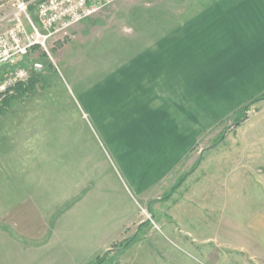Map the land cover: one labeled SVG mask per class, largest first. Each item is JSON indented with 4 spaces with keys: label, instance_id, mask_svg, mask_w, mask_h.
I'll use <instances>...</instances> for the list:
<instances>
[{
    "label": "rangeland",
    "instance_id": "1",
    "mask_svg": "<svg viewBox=\"0 0 264 264\" xmlns=\"http://www.w3.org/2000/svg\"><path fill=\"white\" fill-rule=\"evenodd\" d=\"M18 1L28 3L37 24L45 0H0V33L13 25ZM207 6L205 0H116L54 35L47 50L37 45L16 65L3 66V74L25 69L29 80L14 88L0 113V183L10 181V194L35 196L50 231L46 244L35 247L1 225L0 264H95L104 256L106 264L246 261L248 252L235 247L234 227L242 203L244 214L264 204V91L237 90L238 72L251 71L256 62L238 53L246 44L237 29L212 21L189 27L194 20H212ZM173 35L184 41L180 58L155 59L159 44ZM194 49L198 56L187 58ZM255 66L264 71L263 61ZM165 70L187 71L183 83L194 84L197 104L186 117L197 139L181 163V177L149 204L127 191L95 129L92 106L99 86L108 98L103 85L116 71ZM78 201L81 206L68 213ZM114 212L117 218L109 217ZM95 215L100 236L93 242L86 232ZM135 216L139 224L101 255L97 248L122 238L121 223ZM67 226L70 233L84 227L79 240L71 234L67 243ZM83 233L85 247L79 249Z\"/></svg>",
    "mask_w": 264,
    "mask_h": 264
},
{
    "label": "crops",
    "instance_id": "2",
    "mask_svg": "<svg viewBox=\"0 0 264 264\" xmlns=\"http://www.w3.org/2000/svg\"><path fill=\"white\" fill-rule=\"evenodd\" d=\"M205 1L208 4L205 12L210 13L212 20H194L189 27L195 28L197 24L198 27H208L211 23L207 22L212 21L217 26L237 29L238 39L246 44L238 53L243 52V57L256 61L251 71L238 72L234 81L237 90L255 86L264 91V71L255 66L260 60L264 62V0ZM204 23L208 25H203ZM183 43L175 35L166 38L159 44L155 59H179ZM162 44L164 46L161 47ZM190 53L187 58L192 59L198 56L199 49ZM153 57L152 55L150 58ZM186 73L187 71L166 70L116 71L103 85V88H108V98H102V87L99 86V98L93 101V124L122 173L127 191L133 192L136 197H141L149 204L165 193L167 182L172 181L167 186L169 190L181 177V163L196 144V130L189 126L190 120L186 114L188 108L196 107L197 91L194 84L187 86V83H183L182 78ZM10 184V181L0 183V227L3 225V228L8 227L16 233L18 242L23 240L41 247L46 244L50 231L46 215L40 211L32 194H10L8 190L13 188ZM80 206L79 201L75 202L67 212H74ZM241 206L238 211H243V215L237 217V225L234 227L237 230L235 247L248 252L246 261L241 264H264V204L248 209L246 215L245 204L242 203ZM109 217L117 218V215L114 212ZM97 219L99 220L98 217ZM95 220L96 218L91 220L92 228L86 232L93 242L97 235L100 236V225L96 226ZM138 221L136 216L123 221L120 228L122 238L108 242L103 245L102 250L97 248V251H101V255L112 251L111 248L119 245L126 233L130 234L139 224ZM94 224L99 232H95ZM67 228L63 235L64 239L67 237L68 243L71 234H79V240V228L84 227L73 229V233H70V227ZM2 232L3 229L0 228V234ZM81 235V244L77 242L79 249L85 247V234ZM68 250L70 251L69 244L65 248L67 254Z\"/></svg>",
    "mask_w": 264,
    "mask_h": 264
},
{
    "label": "built area",
    "instance_id": "3",
    "mask_svg": "<svg viewBox=\"0 0 264 264\" xmlns=\"http://www.w3.org/2000/svg\"><path fill=\"white\" fill-rule=\"evenodd\" d=\"M114 1L45 0L37 8V24L28 15V3L18 1L13 25L0 33V113L14 88L29 80L25 69L3 74V66L16 65L17 60L27 57L37 45L46 49L47 41L54 35L70 29Z\"/></svg>",
    "mask_w": 264,
    "mask_h": 264
},
{
    "label": "trees",
    "instance_id": "4",
    "mask_svg": "<svg viewBox=\"0 0 264 264\" xmlns=\"http://www.w3.org/2000/svg\"><path fill=\"white\" fill-rule=\"evenodd\" d=\"M263 98H260L258 100H262ZM184 178H181L180 181L177 183V185L174 187V189L178 188V186L181 184V182L183 181ZM132 240H129L128 242H126L124 244V248H127L130 244H131ZM110 252V251H109ZM109 252H107L105 255L109 254ZM106 259L105 256L100 258L95 264H106Z\"/></svg>",
    "mask_w": 264,
    "mask_h": 264
}]
</instances>
